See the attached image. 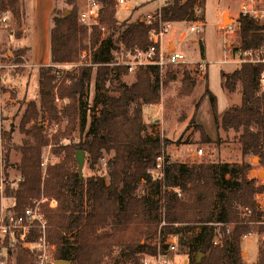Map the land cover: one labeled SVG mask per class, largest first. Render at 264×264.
Segmentation results:
<instances>
[{
  "label": "trees",
  "instance_id": "16d2710c",
  "mask_svg": "<svg viewBox=\"0 0 264 264\" xmlns=\"http://www.w3.org/2000/svg\"><path fill=\"white\" fill-rule=\"evenodd\" d=\"M101 1L98 26L91 32V60L96 66L82 64L64 74L67 82L64 79L58 85L56 81L63 74L57 79L52 64L78 60L85 47L86 28L78 23L76 0H65L70 5L66 12L52 10L51 65L39 68L38 103H28L20 121L27 138L17 143L12 140V129H0L6 167L11 165L8 159L11 149L21 153L16 165L23 181L16 189L8 187V194L14 195L19 205L24 206L43 192L46 201L42 210L48 222L47 238L54 245L55 260H68L70 264H103L118 250L125 260L134 264L137 253L155 250V246H150L147 241L155 236L164 209L168 223L178 221L182 225L180 228L168 226L159 233L184 232L180 248L186 253L187 264H242V237L251 231L262 230V226L258 225L256 229L248 223L244 210L251 208L250 219L259 220L261 212L256 209L253 193L262 190L264 185L256 186L247 181L245 164L204 160L189 165L169 159L164 149L171 140L157 133L154 130L156 122L145 121L143 113L144 105L157 103L160 99L161 76L157 65L140 68L132 83L122 82L115 95L106 96L100 114L90 119L86 138L82 137L88 119L87 96L92 80L96 90L103 91L110 76L119 79L122 73H127L125 67L112 64L111 47L119 36L126 46L145 48L149 43L147 31L150 25L139 17L120 22L115 16V0ZM204 4L205 0L168 1L162 6L160 17L163 21L203 20ZM0 8L9 9L18 25L21 24L23 11L18 0H0ZM237 23L240 46L234 49L235 52L238 48H248L249 34L259 29L248 13L241 12ZM101 26L105 30L102 31ZM199 52L204 57L202 39L199 40ZM23 53V49L6 52L2 54V60H8L12 54L14 61L19 62ZM166 67V79H175L178 73L182 75L177 97L188 96L202 85L201 80L194 77L198 68ZM92 69H95L94 73ZM263 72L262 63H245L231 72L222 71L223 88L233 93L239 87L241 95L238 104L228 107L220 115V121L215 111L216 97L207 85V72L202 92L203 97L208 96L211 101L217 126L225 132L232 130L242 152L257 155L262 165L264 92H258V81ZM54 90L60 99H67L60 114L54 103ZM60 116L67 117L65 127L47 136L44 121L59 120ZM30 120L34 121L33 125L24 128ZM147 127L154 131L146 132ZM197 128L201 132V141L209 143L211 139L203 126L197 125ZM76 129L81 133L79 137L75 135ZM47 145H51V152L59 159L47 165L42 178L40 155L42 147ZM77 151L85 153L93 173L81 174ZM103 153H111L106 163L107 175L96 169ZM159 156L163 158V175L153 178L151 171ZM139 182L145 184V193L141 195L136 194ZM174 189H182L184 195L177 197ZM51 199L55 204H49ZM228 224H233L231 230L227 228ZM216 236L220 241L214 243ZM18 256V264H31L28 263L32 260L29 251L21 250ZM256 264H264V248Z\"/></svg>",
  "mask_w": 264,
  "mask_h": 264
},
{
  "label": "rangeland",
  "instance_id": "374dc122",
  "mask_svg": "<svg viewBox=\"0 0 264 264\" xmlns=\"http://www.w3.org/2000/svg\"><path fill=\"white\" fill-rule=\"evenodd\" d=\"M18 1L23 11V16L20 22L21 24L19 25L12 16V13L9 9L0 8V12L6 11L8 13V19L5 22L0 23V114L2 116L1 125L3 130L12 129V140L14 142L21 143L23 139L27 138L26 133L20 127L23 111L28 106V103H30L32 100H35L36 103H38L39 100V68L42 66L51 65L49 54V34L50 28L52 26V10H65L66 12L70 9V5L65 3V0ZM168 1L172 0H126L125 5H120L118 8L115 7V16L120 22L123 20L133 21L137 17H139V19L141 17L145 18L148 14H150L151 19H153L152 14L158 11L159 7L163 6L164 2ZM76 5L78 11L83 7L81 0H76ZM251 8L259 10L264 9V0H205L203 10L204 18L201 21L203 24V29L200 35L189 31V24L193 23L194 21H173L172 28L168 33L170 37L167 35L166 40L172 39L175 42L176 47L181 49L184 52L186 58L189 59L187 64L180 65L195 69L199 68L198 62L200 61H202L204 65L206 64V66H204V73L198 72L197 69L194 73V77L197 78V80H201L202 85L197 87L195 91L192 92V94L179 98L176 96V93L180 84V79L182 77L181 73H178L177 78L175 79H166V70L168 67L162 68L160 71L161 84L159 102L153 103L151 106L148 104L144 105L143 113L145 121L148 123L156 122L154 130L157 131V133L159 132L162 136L171 140V143H169L164 149L165 154L169 156L171 161L177 160L187 162L189 165H195L204 160L214 162H228L229 164L237 165L245 164L247 181L256 185L264 183V165L260 163L258 156L254 155L252 152H242L241 147L234 140V133L232 130L225 132L224 129L217 126L215 123L211 101L208 96L203 97L202 94L205 88V73L207 72V85L209 90L216 97L215 111L219 114V121L220 115L228 107L240 102V88L238 87V89L233 93H228L226 90H224L223 86L221 85V73L222 71H233L243 64L241 61H238V56L235 55V48L240 46L237 18L241 12H247L250 17L251 14H253ZM225 16L229 18L228 21L225 20ZM156 18L157 20L159 19L158 14ZM78 23L81 24L79 20ZM97 24L91 25L90 28L86 27L85 25V47L81 51L78 60L73 63L74 68L71 67V69L69 67V71L67 70L68 68L65 69L67 72H73L82 64L96 66V64L91 60V32L93 27ZM43 30L46 31V36L45 43L41 44V32H43ZM253 32L256 34L255 37L257 42L261 43L262 36L260 32V26L259 29H256ZM253 32H251L249 35H251ZM17 34L20 36L17 37ZM201 39L204 44V57H202L199 52V40ZM34 48H36L38 51V58L46 62L45 64L48 65H45L44 63L38 65L30 64V62H33L32 58ZM18 49L24 50V53L19 56L21 61L15 62V57L12 54L9 56L8 60H2L3 53L5 54L6 52L10 51L13 52L14 50ZM25 64L29 65L26 66ZM78 64L81 65L78 66ZM92 71L94 73L95 69H92ZM67 72L64 71L61 73L63 74V77L56 81L57 85L62 80L66 79L64 74ZM134 76L135 74L128 73H122L119 76V79L110 76L106 83V89L103 91H97L95 88V82L92 80L91 88L87 96L88 119L82 134L83 138H86L87 136L85 134L89 128L90 119L94 116L97 117L100 114V110L104 107L105 104L103 103V100L106 98V96L115 95L117 93V87L122 82L128 84L132 83L135 78ZM65 82H67V79ZM53 92L54 94L56 93L55 90ZM258 92H264V88H260ZM56 97H58L57 94H55L54 103L59 111L65 102L61 101L59 97L58 98L60 100H56ZM58 113L60 114V111ZM58 119L59 120L44 121V125L46 126V134L48 128H50L52 136V134H54L57 129L65 127V124L68 121L67 117L60 116ZM33 123L34 121L30 120L24 125V128H29L31 125H33ZM202 124H205L206 128ZM197 125L203 126L205 132L211 139L209 143H203L201 141V132L200 129L197 128ZM154 130L150 129V127H147L146 132H152ZM75 135L76 137L81 135L78 129H76ZM47 146L44 148L42 147V151L46 152ZM198 149H202L201 154H197ZM110 156L111 153H103V156L96 165V169H98L99 173L107 175L106 163ZM20 157L21 153L19 150H15L14 148L10 150L8 159L11 163V165H9L11 178L20 174L19 167L16 165L18 164ZM56 157L59 159L58 156ZM78 164V168L81 170L82 175L85 176L93 173V170L89 167L88 161L85 159V153L82 152L81 165L79 161ZM17 187L18 186L13 187V189H16ZM178 190H181L182 194L177 197H182L184 195V191H182V189ZM255 192L253 193V199ZM143 193H145V184H143V182H139L137 185L136 194L141 195ZM40 196H44L42 191L38 197ZM45 201L46 198L44 196V201L42 202L41 207ZM49 204H55V200L51 199ZM86 206L88 207V205ZM181 225L182 223L178 221L168 223L166 221L165 211L162 209L161 220L158 224L156 234L151 240H148L147 242L150 244V246H152L153 244L157 243L159 238H163V235L169 233L167 232L162 235L159 233L160 229L166 230L165 228L168 226L180 228ZM250 225L255 226L257 229V224L254 223ZM232 227L233 224L227 225L229 230H231ZM254 231L255 232L242 237V264H256L259 253L261 249L264 248V241L260 234L261 231ZM177 234L182 237L184 232ZM214 240L219 242V236L214 237ZM50 246L51 252L53 254L54 245L51 242ZM147 250L152 249H145V251ZM177 253L179 256L175 257L172 255V258H175L176 264H187L188 258L186 263L183 262V259L187 257L186 253L183 252V249L179 247ZM138 255L139 253L136 254V258ZM103 264L133 263L125 260L123 255L118 250H116L114 255L111 258L106 259Z\"/></svg>",
  "mask_w": 264,
  "mask_h": 264
},
{
  "label": "built area",
  "instance_id": "2783aa9c",
  "mask_svg": "<svg viewBox=\"0 0 264 264\" xmlns=\"http://www.w3.org/2000/svg\"><path fill=\"white\" fill-rule=\"evenodd\" d=\"M115 2L116 8L126 4V0H115ZM166 3L164 2L163 6ZM81 4L83 7L78 11V20L84 26L86 25V27L90 28L91 25L98 23V14L103 6V2L101 0H81ZM161 8L162 6L156 11L159 16L158 20L156 18L157 14L156 16L152 14L153 19H151L150 14L146 15L145 18H140L143 23L150 25L147 31V39L149 41L147 46L145 48L137 45L126 46L119 36L115 45L110 49L113 56L112 64L125 67L128 74H135L140 68L148 65H157L161 71L167 65L176 66L187 64L189 59L186 58L184 52L176 47L174 41L170 43V41L166 40L172 28L173 21H163L161 19ZM251 11L253 14L250 17L260 26L262 41L258 43L255 37L256 34L253 32L248 36V48H238L235 55L238 56V61H241L243 64H264V9L251 8ZM7 19L8 13L1 11L0 23L5 22ZM201 21L197 20L189 24V31L200 35L203 29ZM154 23L156 24L154 25ZM100 28L102 31L105 30L103 26ZM73 63L75 62L52 64L53 73L56 78L59 79L62 76V72L69 71L71 67L74 68ZM80 63L82 64L81 61ZM81 64H78V66ZM204 66L202 61L198 62V70L200 73H204ZM258 82L260 88H264V72L261 74ZM56 100L60 99L56 97ZM61 101L66 102L67 100L61 99ZM148 105L151 106L152 104ZM1 117L0 114V129L2 128ZM50 131V128H48V136L51 135ZM50 147L51 145L47 146L46 152L41 151L40 169L42 177L45 175L47 165L58 160L51 152ZM201 153L202 149H198L197 154ZM162 162L163 158L159 156L155 167L151 171L153 178L162 177ZM9 168L5 165L3 149L0 143V264H18V255L21 250L30 251L32 260L28 261V263L54 264L55 259L53 258L50 242L47 238L48 222L41 207L44 196L34 197L27 205L20 206L16 197L8 194L7 188L18 186L23 181V176L19 174L11 178ZM262 184L264 185V183ZM174 190L178 195L182 194L181 190ZM254 201L256 209L261 212L260 219H250L252 215L251 208H248L247 211L244 210V215H248L249 224L255 223L263 227L260 234L264 241V188L255 192ZM253 232L255 231H251V233ZM180 238L181 236L173 232L163 235V238H159L157 243L152 245V247L155 246V250L152 252H140L137 257L138 260L134 264H176L175 258H172V255L175 257L179 256L177 251L181 244ZM213 242L216 243L217 241L214 240ZM183 262H187L186 257L183 259Z\"/></svg>",
  "mask_w": 264,
  "mask_h": 264
},
{
  "label": "crops",
  "instance_id": "0c3cea01",
  "mask_svg": "<svg viewBox=\"0 0 264 264\" xmlns=\"http://www.w3.org/2000/svg\"><path fill=\"white\" fill-rule=\"evenodd\" d=\"M225 11V10H224ZM224 11H223V13H224ZM52 18V17H51ZM25 28V27H24ZM23 28V29H24ZM41 35H42V39H41V44H43V43H45V36H46V31L45 30H43V32H41ZM168 37H170V35H168ZM193 40V39H192ZM168 41H170V43L171 42H173V40L171 39V40H169L168 39ZM33 48V47H32ZM38 51H37V49L36 48H34L33 49V62H30V64H32V65H38V64H45L46 62H44L43 60H40L39 58H38ZM50 62V61H49ZM26 66L27 65H29V64H25ZM205 66H206V64H205ZM231 72V71H230ZM39 81V80H38ZM225 90V89H224ZM32 101H35V100H32ZM202 125H204V127L206 128V125L205 124H202ZM209 134V133H208ZM209 135H211V134H209Z\"/></svg>",
  "mask_w": 264,
  "mask_h": 264
},
{
  "label": "water",
  "instance_id": "95a60500",
  "mask_svg": "<svg viewBox=\"0 0 264 264\" xmlns=\"http://www.w3.org/2000/svg\"><path fill=\"white\" fill-rule=\"evenodd\" d=\"M76 157H77V159H78V161H79V163L81 165V161H82V151H78L76 153ZM54 264H70V261L58 259V260H55L54 261Z\"/></svg>",
  "mask_w": 264,
  "mask_h": 264
},
{
  "label": "bare ground",
  "instance_id": "6f19581e",
  "mask_svg": "<svg viewBox=\"0 0 264 264\" xmlns=\"http://www.w3.org/2000/svg\"><path fill=\"white\" fill-rule=\"evenodd\" d=\"M228 19H229V18H228L227 16H225V20L228 21Z\"/></svg>",
  "mask_w": 264,
  "mask_h": 264
}]
</instances>
